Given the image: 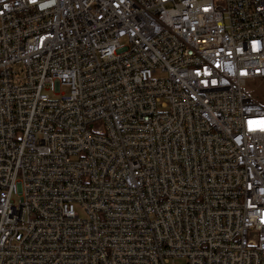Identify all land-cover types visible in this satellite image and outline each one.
Listing matches in <instances>:
<instances>
[{
	"label": "built area",
	"instance_id": "2783aa9c",
	"mask_svg": "<svg viewBox=\"0 0 264 264\" xmlns=\"http://www.w3.org/2000/svg\"><path fill=\"white\" fill-rule=\"evenodd\" d=\"M255 78L264 0H0V264H264Z\"/></svg>",
	"mask_w": 264,
	"mask_h": 264
},
{
	"label": "rangeland",
	"instance_id": "374dc122",
	"mask_svg": "<svg viewBox=\"0 0 264 264\" xmlns=\"http://www.w3.org/2000/svg\"><path fill=\"white\" fill-rule=\"evenodd\" d=\"M245 89L258 102L264 103V79L255 78L247 82ZM67 91V89L65 90Z\"/></svg>",
	"mask_w": 264,
	"mask_h": 264
}]
</instances>
